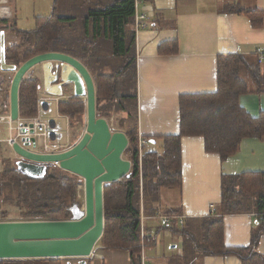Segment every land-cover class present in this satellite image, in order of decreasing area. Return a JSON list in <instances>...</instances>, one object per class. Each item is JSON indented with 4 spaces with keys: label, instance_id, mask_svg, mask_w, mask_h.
Here are the masks:
<instances>
[{
    "label": "trees",
    "instance_id": "1",
    "mask_svg": "<svg viewBox=\"0 0 264 264\" xmlns=\"http://www.w3.org/2000/svg\"><path fill=\"white\" fill-rule=\"evenodd\" d=\"M59 1H53L49 15L35 18L32 29H15L19 41L5 49V60L18 67L35 54L59 51L78 59L90 72L95 87L96 116L109 119L114 115L116 123L125 129L128 145L123 157L131 162L129 175L104 184V230L93 250L99 247L129 250L131 264H140L139 201L141 198L145 208L150 207L156 212L153 204L158 200L159 191L180 186L181 137L203 136L206 152L218 153L221 160L235 152L242 138H264V111L251 116L238 101L241 94L249 91L242 72L246 70L254 77L258 64L240 54L219 55L217 90L180 95V131L176 135L164 136L161 150L148 139V148H144L141 159L140 186L135 124L136 0H81L83 14L80 19L58 12L59 8L56 11ZM234 12L247 15L253 25H259L254 17L260 19L262 16V12L256 9H236ZM170 44L171 51L166 49L167 44H161L158 51L175 52L176 41ZM39 66H34L19 84L18 111L22 118L37 114V99L42 89L37 74ZM3 84L1 79L0 91L5 96L6 90L1 88ZM2 106L8 107V103L4 102ZM57 108L58 114L68 118L72 133L73 121L86 112L85 98H60ZM122 113L126 114L125 118H121ZM5 159L7 157H3ZM79 182L80 177L56 165H49L42 177H30L17 169L14 161V166L0 171V199L7 192L14 193L18 206V218L7 221L71 219L73 207L79 205ZM252 209L264 213V174L223 175L218 215L201 218L197 224L186 223L180 230L184 242L183 261L201 255H232L242 264H264V256L256 250L258 232H252L246 247H227L222 241V216ZM7 215L8 212L0 213L1 221ZM260 227L264 229V216ZM152 242L148 238L145 244ZM61 260L44 259L45 264H61ZM7 261L2 259L0 264Z\"/></svg>",
    "mask_w": 264,
    "mask_h": 264
},
{
    "label": "crops",
    "instance_id": "2",
    "mask_svg": "<svg viewBox=\"0 0 264 264\" xmlns=\"http://www.w3.org/2000/svg\"><path fill=\"white\" fill-rule=\"evenodd\" d=\"M53 1L39 5V8L48 13L45 14L36 13L38 3L35 0H0V47L6 49L17 44L19 37L15 29H32L36 17L46 16L52 12ZM135 2L137 5L134 39L137 145L140 139H149L156 144L155 148L161 150L164 136L179 133L180 95L213 93L217 90L216 65L219 55L240 54L258 64L254 77L246 70L242 72L249 91L241 94L238 101L251 116H258L264 111V60L260 61L255 54V50L264 44V0H136ZM29 5L34 11L33 27L23 28L24 26L19 23V14L21 11H29ZM77 7L76 0H60L56 4V11L59 8L61 12L67 13ZM236 9H256L262 12L260 19L259 16L254 17V21L259 25H253L251 19L244 13L234 12ZM137 15L143 17L136 19ZM172 41H176L175 52L158 51L161 44H167L166 49L171 51ZM70 85L65 87L60 96L41 89L40 97L44 98H42V112L49 111L48 95H50L55 97L54 111L58 114L57 102L60 98L73 96ZM69 90L71 93H65ZM0 113H9V108L2 109ZM39 116L42 119L41 111ZM125 117L126 114L122 113L121 118ZM65 118L69 123L68 118ZM107 121L113 131L124 133L125 129L116 123L114 115ZM55 125L53 121L49 122L50 140L52 144L55 143L53 144L55 147H58L57 152L68 149L78 141L72 143L71 138H68L63 145L59 141L56 142ZM68 132L71 135L70 128ZM145 147L148 148L147 144L144 145ZM180 149V186L162 188L159 191L158 200L153 204L157 209L156 212L150 207L145 208L143 204L141 205L140 264H242L238 257L232 255H201L195 256L196 258L188 262L183 261L184 242L180 230L186 223L197 224L201 218L218 215L223 175L264 174V138H242L235 152L225 160H221L218 153L206 152L205 141L201 135L182 136ZM3 151L14 154L13 150L0 144V155ZM9 156L12 158L11 155ZM14 158L15 162L19 160L15 155ZM139 175V180L142 181L141 172ZM167 189L176 192L175 199H166ZM170 202L174 205L169 204ZM263 216L264 213H258L255 209L250 212L224 214L223 244L227 247H246L250 243L252 232H258L256 250L264 256V229L260 227ZM167 217L170 221L162 225V219ZM176 220L182 223L180 227L176 225ZM148 238L153 240L150 245L144 243ZM162 240L167 243V248L158 246L152 251V247ZM118 251L126 252V262L131 264L129 250L103 247L93 250L86 258L58 259H62L61 264H68V260L81 259H85V264H107L109 259L111 264H115L114 261L120 258ZM149 251L153 253L148 254ZM44 259L3 260H8L6 264H29V261L45 264Z\"/></svg>",
    "mask_w": 264,
    "mask_h": 264
},
{
    "label": "water",
    "instance_id": "3",
    "mask_svg": "<svg viewBox=\"0 0 264 264\" xmlns=\"http://www.w3.org/2000/svg\"><path fill=\"white\" fill-rule=\"evenodd\" d=\"M36 65H40L45 92L60 96L71 84L73 96L85 98V129L74 145L58 152L38 153L14 144L12 150L21 157L16 167L37 178L57 162L60 169L83 180L84 209L71 219L0 221V259L86 258L104 230V184L129 175L131 162L123 157L128 138L122 131H113L106 118L96 116L94 82L86 66L59 51L35 54L16 67L6 63L5 49L0 47V69L14 73L9 87L12 120L19 116V84ZM68 68L72 74L64 78ZM78 264H85V259Z\"/></svg>",
    "mask_w": 264,
    "mask_h": 264
},
{
    "label": "rangeland",
    "instance_id": "4",
    "mask_svg": "<svg viewBox=\"0 0 264 264\" xmlns=\"http://www.w3.org/2000/svg\"><path fill=\"white\" fill-rule=\"evenodd\" d=\"M35 1H36V3H38V7L36 6V13L44 12L42 8H39V5H41V3L50 2V0H35ZM76 3L78 4V7H77V9H75V8L73 10L71 9V13L61 12L60 10L58 12L63 13V14H72L74 16H78V18L80 19L82 14H83L81 0H76ZM33 13H34V11H32V7L30 5H29V11H27V10L21 11V13L19 14V16H20L19 23L24 26L23 28L33 27V18H32V16L34 15ZM44 13H42V14H44ZM45 14H48V13H45ZM39 68H40V66H39ZM39 68L37 67V74H38V77L41 78V82H42V79H43L42 73L40 74L41 70H39ZM92 71H94V70H92ZM105 71H107V69H105ZM12 76H13V72L0 71V80L1 79L4 80V84L2 85L1 88L6 90L5 96H4L3 92L0 91V112L2 111V109L6 110V108H7V107L2 106L4 102L8 103V108H9V87H10V82H11ZM65 93H71V90L65 91ZM48 97L47 98L49 99V105H50L49 111H46V112L41 111V117L48 124L51 121H53L56 124L55 130H54V133L57 136L56 142L59 141L60 144L63 145L65 143V139L68 140V138H71L72 143L74 141L78 140L80 138L82 132H84V129H85V115L79 116L73 121L74 131L71 133V130H70L71 135L75 134V135H73L74 136L73 137V136L69 135V132L67 133V130L69 128L68 126L70 125V123L67 122V119L65 117L59 116L54 111V105H55L54 98L55 97L50 96V95H48ZM41 98H43V97L41 96ZM67 134H68V136H67ZM6 136H7V134L5 135V137ZM53 144H55V143L53 142ZM28 148L35 150V151H40V148H38V147L37 148L28 147ZM57 149H58V147H55L54 151H57ZM61 150H63V149H61ZM9 155H11L12 158H10ZM3 157H7V159L3 160ZM14 161H15V158H14V154H12V152L11 153L10 152L9 153L3 152L2 155H0V171L5 170L6 168H9L10 166H14ZM139 185L141 186V181L139 182ZM140 191H141V189H140ZM159 194H160V192H159ZM168 194H170V196H168ZM166 196H167L166 199H175L176 198V192L174 190L167 189ZM171 196H173V197H171ZM77 199L79 201V205L73 207L74 215L80 213V211L82 212L84 209V186H83V180L82 179H81V182L78 183ZM169 204H172V202H170ZM141 205H142V200L140 198V201H139L140 210H141ZM172 205H174V204H172ZM172 209H174V208H172ZM4 212H8V215L3 220L18 218V206L15 204L14 193H8L7 192V193L3 194V196L1 197V199H0V213H4ZM0 218H2V217H0ZM176 221H177L176 225L178 227H180V225L182 223H180L178 220H176ZM162 225H164V224H162ZM165 231H167V230H165ZM140 234H141V232H139V235ZM158 236H159L158 238L160 239L161 238L160 230L158 232ZM144 243H146V241ZM157 244H159V245H157ZM166 244L167 243L164 240H162L160 242L158 241L155 244V246L152 247V251H154L155 247L158 248V246H163L164 248H167ZM152 251H149L148 254H152L153 253ZM118 253H119L118 255H120V258L117 259L116 261H114V263L115 264H127L126 252L118 251ZM79 261L80 260H68V264H73L74 262L77 263ZM107 264H111L110 259H109V262Z\"/></svg>",
    "mask_w": 264,
    "mask_h": 264
},
{
    "label": "built area",
    "instance_id": "5",
    "mask_svg": "<svg viewBox=\"0 0 264 264\" xmlns=\"http://www.w3.org/2000/svg\"><path fill=\"white\" fill-rule=\"evenodd\" d=\"M143 17L142 15L136 16V19ZM143 26V25H140ZM255 54L258 59L264 60V44L258 47L255 50ZM42 98L39 97L37 99V114L32 117L22 118L18 116L15 120L10 118L9 113H0V144H3L4 147L12 150L14 144H18L25 149L31 148H40V151H35L38 153H53L57 152L55 150V145L52 144L50 140V129L49 124L43 121L39 113L42 111ZM7 136L5 137V135ZM148 143V140H139L137 145V157H138V168L139 172H141V159L143 154L144 145ZM34 144V147H32ZM16 159H21L19 155H17L13 151ZM58 165L57 162L54 163ZM170 221V218L162 219V224H166Z\"/></svg>",
    "mask_w": 264,
    "mask_h": 264
},
{
    "label": "bare ground",
    "instance_id": "6",
    "mask_svg": "<svg viewBox=\"0 0 264 264\" xmlns=\"http://www.w3.org/2000/svg\"><path fill=\"white\" fill-rule=\"evenodd\" d=\"M70 73H71V71H70L69 68H68L67 71H64V73H63V77L66 78L67 76H69V75L72 74V73H71V74H70ZM74 79H76V78L74 77ZM50 89H55V88L51 87Z\"/></svg>",
    "mask_w": 264,
    "mask_h": 264
}]
</instances>
